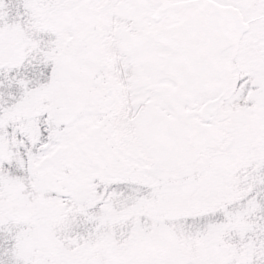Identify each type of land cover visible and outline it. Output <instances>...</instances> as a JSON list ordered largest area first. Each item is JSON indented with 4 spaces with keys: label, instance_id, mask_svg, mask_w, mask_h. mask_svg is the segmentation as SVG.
Masks as SVG:
<instances>
[{
    "label": "snow or ice",
    "instance_id": "1",
    "mask_svg": "<svg viewBox=\"0 0 264 264\" xmlns=\"http://www.w3.org/2000/svg\"><path fill=\"white\" fill-rule=\"evenodd\" d=\"M0 264H264V0H0Z\"/></svg>",
    "mask_w": 264,
    "mask_h": 264
}]
</instances>
